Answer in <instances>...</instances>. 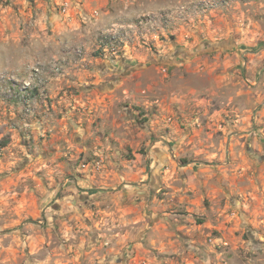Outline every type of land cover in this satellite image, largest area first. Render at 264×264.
Masks as SVG:
<instances>
[{"label": "rangeland", "instance_id": "rangeland-1", "mask_svg": "<svg viewBox=\"0 0 264 264\" xmlns=\"http://www.w3.org/2000/svg\"><path fill=\"white\" fill-rule=\"evenodd\" d=\"M0 143V264H264V0H0Z\"/></svg>", "mask_w": 264, "mask_h": 264}, {"label": "built area", "instance_id": "built-area-1", "mask_svg": "<svg viewBox=\"0 0 264 264\" xmlns=\"http://www.w3.org/2000/svg\"><path fill=\"white\" fill-rule=\"evenodd\" d=\"M55 71L58 72V71H59V68L55 69ZM37 72H38V70L36 69V70H35V73H36V74H34V75L38 77ZM32 77H33V76H32ZM32 77H31V78H32ZM32 80H34V79H32ZM31 83H33V82H30V83L28 82V83H26L23 89L27 90V88H28V89H30V88H31V89L35 88L36 85H35V84L33 85V84H31Z\"/></svg>", "mask_w": 264, "mask_h": 264}, {"label": "trees", "instance_id": "trees-1", "mask_svg": "<svg viewBox=\"0 0 264 264\" xmlns=\"http://www.w3.org/2000/svg\"><path fill=\"white\" fill-rule=\"evenodd\" d=\"M5 144L4 143H0V147H3Z\"/></svg>", "mask_w": 264, "mask_h": 264}, {"label": "crops", "instance_id": "crops-1", "mask_svg": "<svg viewBox=\"0 0 264 264\" xmlns=\"http://www.w3.org/2000/svg\"><path fill=\"white\" fill-rule=\"evenodd\" d=\"M54 82H52V84H53ZM53 86V85H52Z\"/></svg>", "mask_w": 264, "mask_h": 264}]
</instances>
